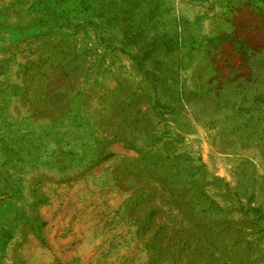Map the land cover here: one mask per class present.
Wrapping results in <instances>:
<instances>
[{
  "label": "rangeland",
  "instance_id": "374dc122",
  "mask_svg": "<svg viewBox=\"0 0 264 264\" xmlns=\"http://www.w3.org/2000/svg\"><path fill=\"white\" fill-rule=\"evenodd\" d=\"M0 264H264V0H0Z\"/></svg>",
  "mask_w": 264,
  "mask_h": 264
}]
</instances>
